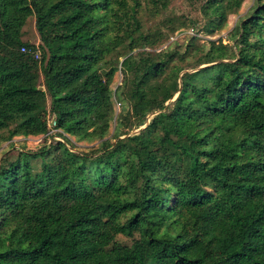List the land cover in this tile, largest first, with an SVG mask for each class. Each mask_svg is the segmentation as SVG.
<instances>
[{"label": "trees", "instance_id": "obj_1", "mask_svg": "<svg viewBox=\"0 0 264 264\" xmlns=\"http://www.w3.org/2000/svg\"><path fill=\"white\" fill-rule=\"evenodd\" d=\"M173 2L0 0V264H264V0Z\"/></svg>", "mask_w": 264, "mask_h": 264}, {"label": "rangeland", "instance_id": "obj_2", "mask_svg": "<svg viewBox=\"0 0 264 264\" xmlns=\"http://www.w3.org/2000/svg\"><path fill=\"white\" fill-rule=\"evenodd\" d=\"M203 1L204 0H174L173 4L170 7V11L173 12L171 15L172 16L173 15L186 16L188 19H193L196 22V24L194 28L188 26V27L178 30L177 33L174 34L173 38H171V41H177L179 44L184 45L186 40L189 38L191 34H194L197 31H199L198 29H202V26L204 25L205 20L200 11V6L203 3ZM255 6H256V0H244L238 12L232 13L228 16L227 25L225 26L223 30L219 31L214 36L206 35L204 32H200V31L197 32L198 36L201 38V42H206L208 46L209 43L207 42V40H209L210 38H213V39L222 38L226 40L229 32L232 29H234V27L239 22V20L248 16L251 13V11H253ZM159 19L160 18L158 17L157 18L151 17L149 13L143 14V21L148 26L154 25ZM26 32H27L25 36L26 39H29L32 43L39 42V36L34 26V21H31L26 26ZM121 78H122V74L120 72H117L114 77V83L112 84L113 89H115L117 85L120 83ZM116 108L117 110L115 111L116 113H115V117H114V120L112 122V127H111L112 132L116 125V119L120 111V106L117 103H116ZM60 131L61 130H55L53 133L48 135L47 139H45L43 135H40V136H29V137L17 136V137H14L13 140L11 141H1L0 140V155L2 154L3 150H11L14 152L19 151V150L36 151L40 149L46 142H48V139L51 140L50 138ZM70 138L73 142L76 143V145H86L87 144V142H76L75 137H70Z\"/></svg>", "mask_w": 264, "mask_h": 264}, {"label": "built area", "instance_id": "obj_3", "mask_svg": "<svg viewBox=\"0 0 264 264\" xmlns=\"http://www.w3.org/2000/svg\"><path fill=\"white\" fill-rule=\"evenodd\" d=\"M22 50L23 51H27L26 47L23 46L22 47ZM40 57V52L38 51L36 54H35V58L38 59ZM47 122H48V127H49V132H48V135H50L51 133H53L55 130H61V129H58L57 128V121H56V117L54 115H48L47 116ZM60 132H63L62 130ZM65 134V133H64ZM56 138L61 140V141H64V138L61 137V136H57L56 135ZM63 140H62V139Z\"/></svg>", "mask_w": 264, "mask_h": 264}]
</instances>
